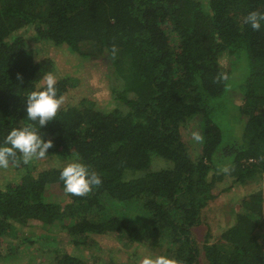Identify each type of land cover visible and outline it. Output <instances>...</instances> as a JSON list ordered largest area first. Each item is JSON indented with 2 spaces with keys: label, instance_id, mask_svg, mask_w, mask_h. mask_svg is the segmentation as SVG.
Listing matches in <instances>:
<instances>
[{
  "label": "trees",
  "instance_id": "trees-1",
  "mask_svg": "<svg viewBox=\"0 0 264 264\" xmlns=\"http://www.w3.org/2000/svg\"><path fill=\"white\" fill-rule=\"evenodd\" d=\"M252 11L264 13V0H0V143L25 126L53 142L45 159L24 164L18 153L9 166L21 178L0 187V250L7 240L28 252L55 243L57 226L77 248L108 237L164 249L177 264H264V23H245ZM29 31L100 72L117 107L86 101L43 129L28 121L27 95L55 70L36 61ZM69 86L58 80L57 95ZM72 160L101 178L84 196L59 179ZM43 161L61 165L39 170ZM225 181L244 194L215 237L207 220Z\"/></svg>",
  "mask_w": 264,
  "mask_h": 264
},
{
  "label": "rangeland",
  "instance_id": "rangeland-1",
  "mask_svg": "<svg viewBox=\"0 0 264 264\" xmlns=\"http://www.w3.org/2000/svg\"><path fill=\"white\" fill-rule=\"evenodd\" d=\"M25 37L28 41V46L31 52L34 54L36 61L48 60L53 62L55 65V70L52 71L56 75L57 81L68 79L70 86L68 92L64 94L65 102L61 107L74 106L81 102H92L100 110L110 111L117 107L116 102L111 96L110 83H108L104 78H101L100 72L96 71L92 67H82L79 61L74 57L69 55L64 49V46H55L53 44H45L42 42L35 41V37L32 32H25ZM239 77V75L234 78ZM104 79V81H102ZM112 84V83H111ZM112 86V85H111ZM193 129V128H192ZM194 130V129H193ZM60 162H42L41 169L51 168L52 166H60ZM20 172L16 171L10 167L7 169L0 168V187H4L8 184L16 185L20 181ZM232 185L231 181H225L221 183L218 187L219 196L215 200L217 210L214 213V218H209L208 223H212V235L217 237L222 232V229L227 227L226 215L229 211H226V207L235 208L236 200L239 197H243L244 189L238 187L236 192H229ZM254 188V186H251ZM246 189V188H245ZM247 190V189H246ZM59 193V191H56ZM57 195H62L61 193ZM59 199V198H57ZM63 202L67 199L65 197L60 198ZM215 207V208H216ZM227 212V214H226ZM211 215V212H207V217ZM232 219L230 220V222ZM203 225L201 232L206 230V225ZM30 228L41 227L42 229H48L47 227H42L39 223L32 222L29 224ZM50 232L57 234L58 238L55 243L51 241L48 242H37L33 250L29 251L15 247L12 248L15 243L11 240L3 242V248H1V253L4 255L10 254V259L8 261L0 260V264H54L52 253L56 251L57 253L64 254L69 253L78 259L84 261L87 264L92 263H108V264H138L140 257L144 255H163L166 256L165 250L154 251L146 246L137 247H125L126 245L115 238L102 237L95 239L98 241L97 247H73L68 239L65 238V234L57 226L51 227ZM32 235L31 233L22 234L21 238H25ZM202 235V234H201ZM98 238V239H97ZM35 239V238H34ZM201 241V240H200ZM18 245V244H17ZM12 249V252H10ZM167 257V256H166ZM99 259L101 261H99Z\"/></svg>",
  "mask_w": 264,
  "mask_h": 264
},
{
  "label": "clouds",
  "instance_id": "clouds-1",
  "mask_svg": "<svg viewBox=\"0 0 264 264\" xmlns=\"http://www.w3.org/2000/svg\"><path fill=\"white\" fill-rule=\"evenodd\" d=\"M245 23L259 31L264 23V13L250 12ZM56 84V75L49 72L42 77L41 85H37V89L27 95L24 109L26 119L37 123L40 129L54 120L65 102L64 96L57 95ZM192 139L196 142L202 141L198 132L192 133ZM52 147V140L45 139L36 127L13 128L0 143V168L7 169L10 164H15L18 153L24 164L45 159ZM223 171L227 172L228 169ZM59 179L63 182L65 193L76 196H84L102 183L98 173L77 160L66 163L59 173ZM138 264H177V261L163 255H144L139 258Z\"/></svg>",
  "mask_w": 264,
  "mask_h": 264
}]
</instances>
